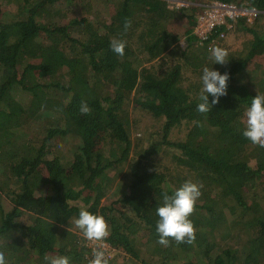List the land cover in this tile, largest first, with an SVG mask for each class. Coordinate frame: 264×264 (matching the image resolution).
Listing matches in <instances>:
<instances>
[{"label": "trees", "instance_id": "obj_1", "mask_svg": "<svg viewBox=\"0 0 264 264\" xmlns=\"http://www.w3.org/2000/svg\"><path fill=\"white\" fill-rule=\"evenodd\" d=\"M210 1L0 0L7 264L88 261L94 242L69 228L81 208L107 221L106 251L119 250L109 264H264V148L242 135L252 97L264 94V75H252L264 72V0H218L258 14L201 39L193 28ZM238 30L251 34L248 46L214 63L210 49L228 47L227 32ZM113 38L126 41L123 56ZM204 67L229 74L207 114L197 112ZM189 179L202 184L195 242L162 246L156 208Z\"/></svg>", "mask_w": 264, "mask_h": 264}, {"label": "clouds", "instance_id": "obj_2", "mask_svg": "<svg viewBox=\"0 0 264 264\" xmlns=\"http://www.w3.org/2000/svg\"><path fill=\"white\" fill-rule=\"evenodd\" d=\"M131 20L125 18L124 32L131 27ZM126 41L113 38L110 41L111 50L118 56L124 55ZM211 57L216 64L225 65L228 61L226 49L214 46L210 49ZM202 89L199 93V103L197 112L207 114L212 110V106L219 102L220 97L227 94L229 74H221L218 70L204 67L202 70ZM209 96L212 97L209 103ZM80 113L89 115L91 109L86 101H81ZM246 123L242 135L251 141L253 145L264 148V94L256 93L251 99L250 107L247 108ZM199 125V122H196ZM202 184L186 180L171 195L162 194L163 203L156 208V233L158 234L157 243L168 246L170 240L177 244H193L196 239V229L190 216L195 211L197 200L201 196L200 189ZM76 228L80 230L85 241L97 242V247L92 249V257L88 264H109L103 242L110 235L107 221L102 215H96L85 208H81L78 218L74 220ZM46 264H70L67 256L44 257ZM0 264H7L5 255L0 251Z\"/></svg>", "mask_w": 264, "mask_h": 264}, {"label": "built area", "instance_id": "obj_3", "mask_svg": "<svg viewBox=\"0 0 264 264\" xmlns=\"http://www.w3.org/2000/svg\"><path fill=\"white\" fill-rule=\"evenodd\" d=\"M203 6L204 8L197 15L196 23L193 28L194 33L201 39L208 37L212 30L218 25H225L226 27L224 30L229 28L231 25L228 21L229 19L245 17L251 22L258 14V10L255 8L241 7L233 2L211 0L210 2L203 3ZM224 30L219 32L220 37L225 35Z\"/></svg>", "mask_w": 264, "mask_h": 264}, {"label": "rangeland", "instance_id": "obj_4", "mask_svg": "<svg viewBox=\"0 0 264 264\" xmlns=\"http://www.w3.org/2000/svg\"><path fill=\"white\" fill-rule=\"evenodd\" d=\"M170 1V5H178V6H181V5H188L190 2V0H169ZM79 10V8L77 9V11ZM86 10V9H85ZM85 10H84V13H85ZM79 13L81 14V10H79ZM260 24V23H259ZM253 25H256V24H253ZM258 25V24H257ZM261 29V28H260ZM264 29V28H262ZM239 31V32H238ZM237 33L236 32H227L226 34V37H225V42L227 44L228 47H226L225 49L227 50L228 54L229 53H234L236 55H239L241 54L244 50H242L243 48H245L246 46H248V41L250 39V33L249 32H242L241 30H238ZM184 39H180V43L182 45H184ZM252 75H259L260 78L263 77L264 75V72L263 71H257V72H253ZM147 126H152L150 125L151 124V120H148L146 122ZM177 130L178 132H175L172 136H180L181 134L178 135V133H181L178 129H175ZM134 135H138L139 134V130H138V127L135 128V131L133 130ZM107 196V194L105 195V197ZM103 199V198H102ZM70 229L72 230H76V227L74 226V222L72 223V225L69 227ZM84 241V240H83ZM85 242V241H84ZM88 242V241H87ZM88 243H91V242H88ZM94 247H97V242H94V243H91ZM104 244V250L108 249L109 245H108V242L104 241L103 242ZM119 251L118 249H109L108 251H106V254L107 256L109 257H112L116 254V252ZM92 252L91 253H88L87 254V257H89L91 259L92 257ZM81 264H88V261H84V262H81ZM134 264H142L140 262H135Z\"/></svg>", "mask_w": 264, "mask_h": 264}]
</instances>
